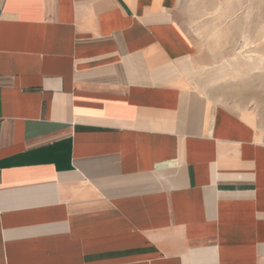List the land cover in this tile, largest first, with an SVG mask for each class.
<instances>
[{
  "label": "crops",
  "instance_id": "crops-1",
  "mask_svg": "<svg viewBox=\"0 0 264 264\" xmlns=\"http://www.w3.org/2000/svg\"><path fill=\"white\" fill-rule=\"evenodd\" d=\"M177 3L0 0V264H264V125Z\"/></svg>",
  "mask_w": 264,
  "mask_h": 264
},
{
  "label": "rangeland",
  "instance_id": "rangeland-1",
  "mask_svg": "<svg viewBox=\"0 0 264 264\" xmlns=\"http://www.w3.org/2000/svg\"><path fill=\"white\" fill-rule=\"evenodd\" d=\"M175 13L187 34L221 58V100L253 110L264 125V0H178Z\"/></svg>",
  "mask_w": 264,
  "mask_h": 264
},
{
  "label": "bare ground",
  "instance_id": "bare-ground-1",
  "mask_svg": "<svg viewBox=\"0 0 264 264\" xmlns=\"http://www.w3.org/2000/svg\"><path fill=\"white\" fill-rule=\"evenodd\" d=\"M227 1H230V0H227ZM245 36H247V35H245ZM247 37H248V36H247ZM259 46H260V45H259ZM259 46H258V47H259ZM243 47L245 48V46H243ZM248 48H249V47H248ZM248 48H247V49H248ZM247 52H248V51H247ZM249 52H251V51H249ZM249 52H248V53H249ZM260 53H263V52H260ZM263 54H264V53H263ZM260 55H262V54H260ZM262 57H264V56H262ZM259 64H261V63H259ZM218 71H219V70H218Z\"/></svg>",
  "mask_w": 264,
  "mask_h": 264
}]
</instances>
